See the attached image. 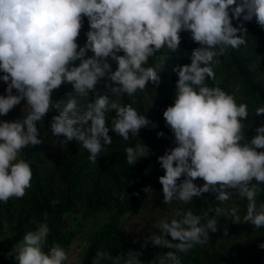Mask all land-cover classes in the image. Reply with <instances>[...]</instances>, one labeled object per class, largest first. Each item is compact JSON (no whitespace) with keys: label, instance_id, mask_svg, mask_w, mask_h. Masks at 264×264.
Listing matches in <instances>:
<instances>
[{"label":"clouds","instance_id":"clouds-1","mask_svg":"<svg viewBox=\"0 0 264 264\" xmlns=\"http://www.w3.org/2000/svg\"><path fill=\"white\" fill-rule=\"evenodd\" d=\"M84 18L89 30L80 47L76 41ZM253 18L264 29V0H0V72L4 74L0 81L6 84L5 95L0 96V116L21 101L27 107L21 118L0 121V202L23 198L31 188V161L21 153L43 143L36 122L50 110L60 109L51 117L52 136L61 145L75 139L94 163L103 146L112 142L110 129L128 141L148 127L151 122L145 115L117 98L132 97L149 83L158 84L157 71L145 65L161 49L177 52L179 34L185 31L199 47L193 50L190 64L172 69L178 78L175 99L162 115L176 146L158 158L164 170L158 178L163 203L187 205L209 192L223 203L235 192L248 202L243 223H250L254 230L264 227V203L258 206L256 199L264 185V151H257L264 149V125L246 140L243 121L249 115L248 105L237 104L234 95L206 83L215 78L211 66L219 63L215 57L246 46L247 29L243 23L233 27L232 20L250 22ZM89 51L92 56L86 57ZM121 52L123 55H117ZM108 60L117 65L114 72ZM102 79L108 81L104 87L115 99L100 95L81 107L76 97L95 93ZM63 84L72 86V94L61 107L52 99V92ZM109 111L115 112L110 125ZM255 115H264V106L257 107ZM124 151L129 165L150 155L143 143ZM197 178L204 182L202 186L194 183ZM215 213L241 219L235 207L228 212L216 207ZM46 221L47 214L44 223L26 232L12 247L7 255L15 264H65L68 260L57 242L47 252L43 250L50 232ZM217 224L214 215L209 218L204 213L202 222L201 215L191 209L176 210L170 219L159 221V231L150 233L141 247L151 244L168 249L157 254L159 264H182L178 254L207 243ZM258 247L264 249V243ZM140 255L129 250L113 258L98 250L92 264H141Z\"/></svg>","mask_w":264,"mask_h":264},{"label":"rangeland","instance_id":"rangeland-1","mask_svg":"<svg viewBox=\"0 0 264 264\" xmlns=\"http://www.w3.org/2000/svg\"><path fill=\"white\" fill-rule=\"evenodd\" d=\"M229 15H231V13ZM238 22L240 21L233 20V23L235 24ZM246 28V46H241L239 51L251 56L250 64L248 66L249 70L253 75L254 81L261 86H264V36H261L258 30L250 26V24L246 25ZM189 42L194 44L195 49L199 47L197 43L193 42L191 37ZM234 51L237 50L229 49L225 55L215 57L214 60H218L219 63H213L211 65L215 73L214 82L223 81L230 85L229 88H233L232 86L239 87L242 82L240 77L234 75V69L230 64V55ZM169 52L170 51L167 49H162L155 54L156 57L153 58V68L157 73L161 69L163 56L167 55ZM117 55H123V53H117ZM174 57L175 63L168 72L166 78L168 91L171 92L175 91V84L178 79L172 69L176 65H185L187 58L186 51L182 47L178 48L177 52L174 53ZM109 61L111 62L113 70H116L117 65L111 60ZM75 66H78V64ZM105 83H108V81L102 79L96 86V92H90L88 97H76L81 103V107L88 102H92L100 95H108L110 100L115 99V97L104 87ZM156 86L157 84L149 83L143 91L138 90L134 96H128L132 106L138 111V113L145 115L146 119L151 122L149 125L152 127L157 125L163 114L162 104L156 100V96L159 95ZM5 88L6 84L3 81H0V96L5 95ZM231 90L233 93L232 95L236 98L237 104L246 103L248 105L249 115L243 121L246 128L252 122L256 121L257 116L254 112L255 109L259 107L258 103L253 97L244 94L242 90ZM16 94V91L13 90V95ZM70 94H72V86L70 84H63L59 89L52 92V99L60 103L62 107ZM161 96L163 100L167 98V96ZM117 99L119 103L124 104L121 97ZM133 101H135V103H133ZM24 103V101H21V103L14 106L6 116H0V121L11 122L21 118L27 111V107L24 106ZM59 110V108L50 110L42 121L36 122V127L39 133L38 139L43 140L40 147L42 150V157L45 161V170L51 173L57 172L60 165L66 160L69 151L81 152L84 150L82 145L75 139L61 145L59 140L53 137L50 133L49 124L51 117L58 114ZM106 115L110 125L111 119L115 116V112L109 111ZM145 131V128H142L139 130L136 137L130 136L129 146H134L136 143L144 144L146 141ZM110 132H112L111 129L109 133ZM59 139L63 140L64 137H60ZM246 140L250 141L251 139ZM31 147L33 146L26 149ZM261 150L264 151V149ZM24 151L25 149H23L21 153L22 158ZM108 153V157L111 156L115 159H119L110 152ZM102 182L106 183L107 192L105 195L107 196V201L110 202L111 192L115 190V186L108 182L107 177H102ZM194 183L198 186H202L204 182L197 178ZM91 190V184L87 185L81 199L77 202L73 211L63 216L64 227L68 230L76 231V236L65 249L68 255V260L65 264H81V260L90 244L92 236L109 220V211H93L94 206L87 205L88 202H86L84 195ZM260 194H264V185H261ZM256 199L258 206L260 203H264V200H260L258 197ZM11 200L12 199L7 203L0 202V264L15 262L13 258L7 255L12 247L22 239L26 232L36 230L41 223L45 222V219L32 214L29 211L22 212L18 207L11 203ZM247 203L248 202L245 198L240 197L237 193L233 192L228 201L223 202L218 206L225 212H228L234 207L237 208V214L241 217L240 221H235L232 216L220 217L215 211L209 215V218L214 215L218 219L217 231L214 233L209 232V240L207 243L195 245V253L201 264H264V249H258L257 240L252 234L251 224L243 223V215L246 213ZM191 207L192 202L187 205L178 201H173L171 204L163 203L162 186H153L149 188V191H147L136 209L133 212H128L121 218L120 222L123 229L131 236L135 245L131 251L141 253L138 257L141 264H159L157 254L168 250L152 246L151 244L141 247L144 239L150 233L159 231L157 228L159 221L162 219H170L176 210L183 211L191 209ZM260 233L262 236L259 238V241H263L264 243V227L261 229ZM259 253L262 255L260 258L257 257Z\"/></svg>","mask_w":264,"mask_h":264},{"label":"trees","instance_id":"trees-1","mask_svg":"<svg viewBox=\"0 0 264 264\" xmlns=\"http://www.w3.org/2000/svg\"><path fill=\"white\" fill-rule=\"evenodd\" d=\"M237 2L239 3V0ZM240 23H243L245 28L246 25L250 24V26L258 30L261 36H264V29L256 23L255 18L250 22L240 21L236 24L232 20L233 27ZM88 30V21L87 18H84L83 27L76 41L80 47H83L86 42L85 33ZM179 35L181 42L178 48L182 47L186 51L185 65L190 64L191 54L195 50L194 44L189 42L191 34L182 31ZM91 55L90 51L86 53V57ZM250 59V55L239 50L231 53L230 64L234 69V75L240 77L242 82L239 87L232 86L233 88H230L234 91L242 90L244 94L253 97L259 107L264 106V86L254 81L248 67ZM108 62L111 64L109 60ZM174 63V53L169 52L163 56L161 69L158 72L159 83L156 86V90L159 95L156 96V100L161 102L163 111L168 106H171L175 99V91H168L166 83L167 74ZM77 64H79V61L75 62V65ZM153 65L154 59L150 57L145 67H153ZM111 69L113 72L115 71L112 67ZM2 75L4 74L0 72V76ZM206 83L208 86H219L225 92L233 94L229 88L230 85L223 81L214 82V79H206ZM160 94L167 96V98L163 100ZM121 98L124 104L130 103L127 95L121 96ZM261 125H264V115L257 116L256 121L243 129L245 139H251L255 135V129ZM145 130L146 141L144 145L149 149L150 155L146 158H140L135 165H129L125 161L126 153L124 149L129 146L130 140L124 141L114 132L108 133L112 138V142L103 146V151L97 157L95 163L89 160V153L85 149L81 152L69 151L66 160L60 165L56 173L45 170V161L42 157L40 145L25 149L23 159L31 161L33 174L31 188L26 190L23 198H11V203L22 212L29 211L43 219H45V214H47L46 222L50 232L44 245L43 250L45 252L48 251L53 242L59 243L66 249L76 236V231L68 230L64 227L63 216L73 211L77 202L81 199L86 186L89 184H91L92 190L84 195L86 202H88L87 205L94 206L93 211H109L110 216L108 222L92 236L81 264H92V259L98 250H104L114 258L118 254H123L134 248L135 245L131 236L123 229L120 220L125 214L136 209L147 193L144 189L161 186L158 178L164 175V170L160 167L158 158L164 155L166 150L176 146L174 136L171 129L166 125L163 115L156 126L152 127L149 125ZM159 132H163L164 135L158 137L157 133ZM257 151L263 150L257 149ZM108 152L119 159L108 157ZM102 177H107L108 182L115 186V190L111 192L110 202L107 201V196L105 195L107 192L106 183L102 182ZM182 179H184L183 176L180 180ZM123 193L127 196L121 199ZM134 193L136 194L134 195ZM257 197L260 200H264V194H259ZM221 204L214 193H203L200 197L193 198L191 210L194 214L201 215L203 222V214H212L215 208ZM210 208L212 212L209 211ZM251 226L252 234L255 236L257 244L263 243V241H259L263 227L254 230V226ZM258 249L260 248L258 247ZM178 255L181 256L182 264H201L195 253V245L187 254ZM261 256V253L257 255L258 258ZM109 263L110 261L104 262V264ZM9 264H15V262H10Z\"/></svg>","mask_w":264,"mask_h":264}]
</instances>
